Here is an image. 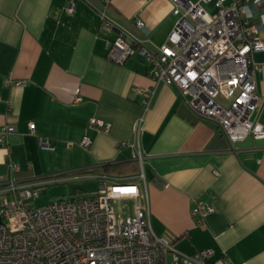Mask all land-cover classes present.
I'll return each mask as SVG.
<instances>
[{
  "label": "crops",
  "instance_id": "obj_1",
  "mask_svg": "<svg viewBox=\"0 0 264 264\" xmlns=\"http://www.w3.org/2000/svg\"><path fill=\"white\" fill-rule=\"evenodd\" d=\"M103 4L145 33L156 48L178 19L173 0ZM205 6L214 8V3ZM100 19L86 0H0V127L10 123L15 129L8 144H0V176L20 182L50 175L78 178L86 175L74 171L93 167L91 174L107 172L100 164L114 162L136 169L107 173L133 174L140 164L134 149L121 143L134 139L135 122L144 116L141 146L155 233L184 254L211 250L206 264H264V144L211 147L220 129L179 114L185 101L175 85L155 84L137 54L122 64L108 57ZM138 19L144 27H138ZM253 58L263 66L256 77L263 101L264 50L254 51ZM153 87L151 106L144 110L142 99ZM92 117L110 122L109 131L94 128ZM258 120L264 126V101ZM85 135L92 140L88 148L79 144ZM39 136L52 148L41 147ZM61 152L67 163L57 167ZM10 162L19 164L12 174ZM7 188L0 186V205L10 195ZM82 192L90 193L82 188L77 193ZM197 199L215 208L204 223L192 214ZM123 201H129L123 214H132L133 201Z\"/></svg>",
  "mask_w": 264,
  "mask_h": 264
},
{
  "label": "built area",
  "instance_id": "obj_2",
  "mask_svg": "<svg viewBox=\"0 0 264 264\" xmlns=\"http://www.w3.org/2000/svg\"><path fill=\"white\" fill-rule=\"evenodd\" d=\"M210 1L212 10L205 6ZM69 9L73 10L72 4ZM173 13L178 16L173 29L161 46L152 49L100 12L98 29L105 35L108 57L122 64L132 55L141 56L154 83L175 85L193 112L219 126L230 150L238 149L249 136L264 138L258 120L264 100L256 92L257 73L263 66L253 58L254 51L264 50V0H173ZM137 24L142 28L145 23L138 19ZM12 82L6 80L7 85ZM151 89L142 99L144 110L156 92ZM90 124L98 131L111 127L98 117H92ZM29 128L34 131L33 122ZM143 129L141 116L134 125V139L121 143L134 149L139 170L124 176L93 173L99 182L94 192L37 205L38 181L0 176V186L8 185L10 192L0 205V264H206L211 250L184 254L153 230ZM14 130L12 124H2L0 144H8ZM38 142L52 148L41 136ZM79 144L88 148L92 140L85 135ZM9 165L11 174L19 170L17 163ZM125 199L133 201L130 215L123 214ZM214 210L197 199L192 214L197 223H204Z\"/></svg>",
  "mask_w": 264,
  "mask_h": 264
},
{
  "label": "rangeland",
  "instance_id": "obj_3",
  "mask_svg": "<svg viewBox=\"0 0 264 264\" xmlns=\"http://www.w3.org/2000/svg\"><path fill=\"white\" fill-rule=\"evenodd\" d=\"M209 10H212L208 6ZM60 153L58 159L55 160V166L65 165L67 161L65 157ZM48 159V158H47ZM48 163V162H47ZM47 166V165H46ZM86 176H80L78 178L64 177L63 175H50L35 179L41 183L40 196L36 199L37 205L46 204L55 198L72 197L79 191V188L88 192H94L99 187L98 179L91 173L84 174ZM85 193V192H82ZM129 201H123V208H127Z\"/></svg>",
  "mask_w": 264,
  "mask_h": 264
},
{
  "label": "water",
  "instance_id": "obj_4",
  "mask_svg": "<svg viewBox=\"0 0 264 264\" xmlns=\"http://www.w3.org/2000/svg\"><path fill=\"white\" fill-rule=\"evenodd\" d=\"M86 1H88L99 12H104L107 16H109L116 23H118L121 27H123L126 31H128L132 36L144 40L148 47L152 49H157L151 44V42H149L148 36L145 33L139 32L136 28H134L131 25L129 20H126L125 18L117 14L113 8H106L103 4V1L105 0H86ZM179 114H181L183 117L190 120L192 123L198 120H203L204 122L214 126L216 129H219V126L215 122L208 120V119L201 118L199 115L193 112L186 103H184L180 107ZM254 141L257 144H264V138L254 140L252 136H249L246 140L239 142V146H245V147L252 146ZM210 146L211 147H214V146L228 147V141L220 130L214 136ZM1 222H2V218L0 217V223Z\"/></svg>",
  "mask_w": 264,
  "mask_h": 264
},
{
  "label": "trees",
  "instance_id": "obj_5",
  "mask_svg": "<svg viewBox=\"0 0 264 264\" xmlns=\"http://www.w3.org/2000/svg\"><path fill=\"white\" fill-rule=\"evenodd\" d=\"M129 165L130 164H128L127 162H120V163L114 162V163L100 164L101 170H105L107 172L114 173V174H122V173H126L129 171H135L136 168L128 167ZM100 166H98V168H100ZM92 171H94L93 167L83 168V169L74 171V174H86V173H91Z\"/></svg>",
  "mask_w": 264,
  "mask_h": 264
}]
</instances>
